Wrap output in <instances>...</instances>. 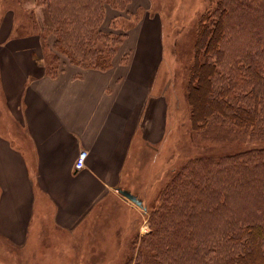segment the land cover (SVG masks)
<instances>
[{"label":"rangeland","instance_id":"rangeland-1","mask_svg":"<svg viewBox=\"0 0 264 264\" xmlns=\"http://www.w3.org/2000/svg\"><path fill=\"white\" fill-rule=\"evenodd\" d=\"M223 1L0 0V23L12 12L13 34H38L47 54L58 52L52 47L58 36L53 30L62 24L60 30L80 54L93 45L105 55L120 46L115 59L127 38L121 33L136 31L143 19H156L162 56L153 73L152 96H164L166 111L161 140L150 142L146 130L138 134L117 187L136 194L143 207L115 189L75 225L62 227L53 204L37 192L36 211L22 241L0 231V264H227L247 254L243 240L228 237L247 224H264V85L258 87L261 100L254 98L256 84L245 76L248 65L264 63V0H231L223 45L228 77L216 80L218 88L237 83L230 100L256 112L257 122L239 126L215 113L197 126L188 100L199 23L209 14L218 17ZM60 59L68 60L62 54ZM0 132L28 157L33 154L27 130L11 112L1 86Z\"/></svg>","mask_w":264,"mask_h":264},{"label":"crops","instance_id":"crops-1","mask_svg":"<svg viewBox=\"0 0 264 264\" xmlns=\"http://www.w3.org/2000/svg\"><path fill=\"white\" fill-rule=\"evenodd\" d=\"M14 25L13 13L6 12L0 23V86L27 130L33 154L28 157L0 132V231L21 242L36 211L37 192L53 204L57 224L75 225L121 185L141 131L150 142L161 140L166 111L164 96H152L162 56L156 19H143L128 32L112 67L85 68L64 60L53 76L41 37L16 36ZM83 149L89 152L85 166L76 169Z\"/></svg>","mask_w":264,"mask_h":264},{"label":"trees","instance_id":"trees-1","mask_svg":"<svg viewBox=\"0 0 264 264\" xmlns=\"http://www.w3.org/2000/svg\"><path fill=\"white\" fill-rule=\"evenodd\" d=\"M223 3H225V7H221L220 3L217 5L218 17L209 14L205 17L203 16L199 23L196 43L198 59L191 70V83L188 89V100L193 108L192 124L197 126L199 123L204 124L215 113L229 117L239 126L257 122L256 112L252 114L248 109L238 107L230 100L231 88L236 87L237 83L222 85L219 88L216 86L218 77L221 76L222 79L228 77L225 72L228 65H226L223 45L227 34V16L233 3L231 0L223 1ZM212 15L215 18V22L213 21L214 27H210L207 22L208 20L210 22ZM61 26L63 25L61 24L53 30L58 36L52 47L58 52L49 51L47 54V51H45L46 67L50 75H56L61 71L63 61L60 59V54L65 55L71 63L85 68L108 69L114 65V57L120 46H117V48L111 47L109 49L110 53L107 55L103 54L101 48H97L94 45L93 50L80 54L77 50H74L75 46L72 45L71 41H68L66 36H64V31L60 30ZM53 32L50 31L49 33ZM59 33H62L63 36ZM121 34L123 37H127L128 31ZM122 42L118 43L122 44ZM128 56L129 54H125L122 60L127 62ZM253 64V66H247L248 74L245 76L247 82L256 84L253 85L251 95L261 100V96L258 94L262 90L258 89V87L264 85V76L262 74L264 72V63L256 60ZM232 236H236L235 243L243 240L248 252L245 255L229 258L227 264H264L263 223L247 224L242 227L238 234L231 235L228 238L231 239Z\"/></svg>","mask_w":264,"mask_h":264},{"label":"water","instance_id":"water-1","mask_svg":"<svg viewBox=\"0 0 264 264\" xmlns=\"http://www.w3.org/2000/svg\"><path fill=\"white\" fill-rule=\"evenodd\" d=\"M118 191L125 196L126 198L130 199L131 201H133L134 203H136L137 205L143 207L144 206V202L142 199H140L136 194H134L133 192H131L128 189H124V188H117Z\"/></svg>","mask_w":264,"mask_h":264},{"label":"built area","instance_id":"built-area-1","mask_svg":"<svg viewBox=\"0 0 264 264\" xmlns=\"http://www.w3.org/2000/svg\"><path fill=\"white\" fill-rule=\"evenodd\" d=\"M88 154H89L88 150L83 149L80 151L76 164H75L76 169H81L85 166V161H86Z\"/></svg>","mask_w":264,"mask_h":264}]
</instances>
